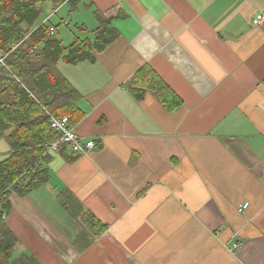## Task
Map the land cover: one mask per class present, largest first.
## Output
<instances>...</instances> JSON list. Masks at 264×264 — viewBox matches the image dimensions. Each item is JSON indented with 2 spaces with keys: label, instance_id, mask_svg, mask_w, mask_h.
Wrapping results in <instances>:
<instances>
[{
  "label": "crops",
  "instance_id": "crops-1",
  "mask_svg": "<svg viewBox=\"0 0 264 264\" xmlns=\"http://www.w3.org/2000/svg\"><path fill=\"white\" fill-rule=\"evenodd\" d=\"M79 7L118 36L94 63L57 64L82 95L76 131L95 148L62 145L51 181L10 197L17 251L39 264H264V24L253 23L264 0H82L71 13ZM145 65L180 109L134 97ZM8 150L1 140L0 158ZM89 212L108 226L99 237Z\"/></svg>",
  "mask_w": 264,
  "mask_h": 264
},
{
  "label": "trees",
  "instance_id": "trees-1",
  "mask_svg": "<svg viewBox=\"0 0 264 264\" xmlns=\"http://www.w3.org/2000/svg\"><path fill=\"white\" fill-rule=\"evenodd\" d=\"M81 2L0 0V54L5 56L0 63V141H6L9 148L0 162V264H39L17 251L18 239L3 214L7 217L12 211V195H29L51 181L49 146L60 140L50 126L51 116L69 117L74 124L84 117L79 107L82 95L58 71L57 64L94 63L96 55L118 37L111 20L97 10L94 15L99 26L91 32L93 39L76 37L65 47L52 35L41 18L44 6L50 4L56 10L68 3L74 11ZM77 29L88 31L83 25ZM129 86L134 97L140 100L151 94L169 113L183 106L149 65L135 73ZM87 217V227L95 238L108 230L91 212Z\"/></svg>",
  "mask_w": 264,
  "mask_h": 264
},
{
  "label": "built area",
  "instance_id": "built-area-1",
  "mask_svg": "<svg viewBox=\"0 0 264 264\" xmlns=\"http://www.w3.org/2000/svg\"><path fill=\"white\" fill-rule=\"evenodd\" d=\"M121 1V0H117ZM253 23L257 26L264 24V15L255 19ZM51 34H55V29L50 28ZM13 49L17 48V45L12 46ZM5 56L0 54V63H3ZM51 128L60 135V140L52 143L49 146L50 152L59 150L60 146H68L73 153L85 156L88 155L94 148L95 143L92 140L84 141L78 135L76 131V124L72 123L69 117L56 118L51 116L50 119ZM248 204H244L241 210H245ZM3 219H6V215L3 214ZM239 244H234V250L239 248Z\"/></svg>",
  "mask_w": 264,
  "mask_h": 264
},
{
  "label": "rangeland",
  "instance_id": "rangeland-1",
  "mask_svg": "<svg viewBox=\"0 0 264 264\" xmlns=\"http://www.w3.org/2000/svg\"><path fill=\"white\" fill-rule=\"evenodd\" d=\"M57 10V9H56ZM53 8L51 7L50 4H46L44 6L41 18L42 19H46L48 16V20L49 18L51 19L50 23L54 24L56 26H58L57 30L58 32H56V36L58 39L63 41L64 46H67L69 43L67 42L68 40L66 38H63L62 34L59 32L61 31H66L67 35L69 37H71V35H73L74 37H79L81 39H85V38H90L91 37V32L93 31V29L95 28L92 25V21L96 22V20L93 17V12L91 10H87L83 7H79V11H75L73 13H71L72 11L70 10V7L63 9L59 14H57L56 16H50L51 13H53ZM59 11V10H58ZM61 19H63L64 21H67L69 26H66L65 24H62ZM86 25L88 27V31H80L79 29H77L78 26L81 25ZM71 34V35H70ZM72 39V37H71ZM73 40L70 41V43ZM3 142H6L3 140ZM3 161V158H0V162Z\"/></svg>",
  "mask_w": 264,
  "mask_h": 264
}]
</instances>
